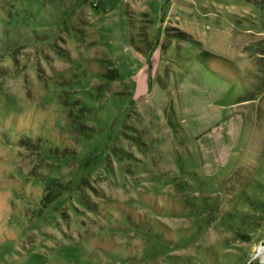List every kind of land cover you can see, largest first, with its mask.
<instances>
[{
    "label": "rangeland",
    "instance_id": "rangeland-1",
    "mask_svg": "<svg viewBox=\"0 0 264 264\" xmlns=\"http://www.w3.org/2000/svg\"><path fill=\"white\" fill-rule=\"evenodd\" d=\"M260 247L264 0H0V264Z\"/></svg>",
    "mask_w": 264,
    "mask_h": 264
},
{
    "label": "crops",
    "instance_id": "crops-1",
    "mask_svg": "<svg viewBox=\"0 0 264 264\" xmlns=\"http://www.w3.org/2000/svg\"><path fill=\"white\" fill-rule=\"evenodd\" d=\"M158 1L163 2V0H158ZM143 14H144V17L147 18V19H145L146 21H153V18H152L153 17V13H151L149 11H145V12H143ZM147 43H148L149 47L146 50H141L140 47H138V50L134 51V53L132 55L134 58L136 57V59H139V63L142 64L141 72H143L146 69V65L148 63L151 64V67H153V65H154V61L151 58L152 56L149 55L150 47H153V44L150 46L149 45L150 43L149 42H147ZM162 59L163 58L159 59V62H158V65H157L158 66L157 73L160 71V68H161V65H162ZM169 88H171V86H169Z\"/></svg>",
    "mask_w": 264,
    "mask_h": 264
},
{
    "label": "bare ground",
    "instance_id": "bare-ground-1",
    "mask_svg": "<svg viewBox=\"0 0 264 264\" xmlns=\"http://www.w3.org/2000/svg\"><path fill=\"white\" fill-rule=\"evenodd\" d=\"M260 253H264V247H260Z\"/></svg>",
    "mask_w": 264,
    "mask_h": 264
}]
</instances>
